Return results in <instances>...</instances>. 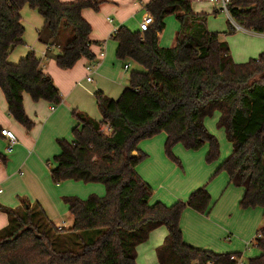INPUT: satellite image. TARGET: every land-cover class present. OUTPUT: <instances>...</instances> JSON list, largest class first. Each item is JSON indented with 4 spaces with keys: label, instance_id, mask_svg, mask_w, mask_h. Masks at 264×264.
<instances>
[{
    "label": "trees",
    "instance_id": "obj_1",
    "mask_svg": "<svg viewBox=\"0 0 264 264\" xmlns=\"http://www.w3.org/2000/svg\"><path fill=\"white\" fill-rule=\"evenodd\" d=\"M106 1L0 0V88L9 114L26 129L34 122L25 110V93L33 101L46 100L55 106L63 102V96L34 51L18 63L9 61L12 50L24 44L22 8L28 4L43 16L53 38L51 45L62 47L57 65L69 69L83 57L95 60L92 26L82 11L99 10ZM145 8L154 17L148 30L121 25L112 35L118 43L117 57L143 70L131 71L128 86L116 99L96 92L101 120L74 110L78 124L72 139L58 140L61 152L50 163L54 183H101L105 194L65 197L74 222L61 230L38 205L1 206L9 224L0 230V264H138V246L161 226L166 227L167 236L157 248L160 264H238L232 257L243 256L195 247L184 240L183 212L190 208L209 214L212 209L206 185L170 206L152 202L153 188L137 167L147 157L140 142L160 133L167 134V156L178 163L173 152L178 144L188 150L207 144V160H217L220 142L205 120L218 112L217 127L225 131L232 151L217 173L224 171L229 184L243 190L242 208L264 209V50L257 58L238 63L229 43L221 38L235 31L230 20L264 33V0H230L226 32L210 31L208 14L196 13L192 0H150ZM170 15L180 27L175 45L163 47L159 33ZM6 161L0 152V162ZM73 240L82 243L80 251L56 246ZM254 246L259 254L249 258L248 264H264V227L258 230Z\"/></svg>",
    "mask_w": 264,
    "mask_h": 264
},
{
    "label": "crops",
    "instance_id": "obj_2",
    "mask_svg": "<svg viewBox=\"0 0 264 264\" xmlns=\"http://www.w3.org/2000/svg\"><path fill=\"white\" fill-rule=\"evenodd\" d=\"M61 1L72 2L76 0ZM149 1L107 0L101 5L99 12L109 11L114 17L107 13L105 21L97 19L90 11L88 12L89 15H87L86 11L91 8H86L82 11L83 17L92 26L90 38L94 43L91 47L96 55L94 62H98L92 74V81L87 80L89 74L87 66L93 61L83 57L72 68H60L57 65V56L61 52L62 47L51 45L53 38L45 40L38 37V30L45 23L43 16L28 4L22 8V22L24 23L25 17L32 22L36 29L25 28L24 44L12 50L9 55V61L18 63L29 52L34 51L41 58L44 71L52 77L55 85L60 90L63 102L56 106L46 100L36 102L32 100L29 94L25 93V110L28 117L34 122V126L28 130L9 114L6 97L0 88V127L13 131L17 137L13 150L8 153L9 140L0 133V152L7 157L5 163L0 162V188L2 189L0 192V230L9 224L8 214L1 206L12 209H24L28 204L30 206L38 205L49 221L57 227L61 226L63 229L71 228L74 222L69 205L64 200L65 197L77 195L83 197L84 194H99V196H103L105 194L106 188L104 190L97 183H85L75 180H67L59 184L54 183L50 172V163H53L54 156L61 152L58 140L72 139V130L78 124L73 111L80 110L96 120H101L102 115L95 96L96 92L102 91L107 96L116 99L129 84L130 74L128 72L136 63L128 61L130 68L128 70L125 69L127 62L117 57L118 43L113 39L112 35L114 29L119 28L121 25H125L132 30H138L140 22L146 12H148L145 5ZM207 1L212 6L213 12H215L217 10L215 4L210 0ZM192 8L196 13L207 12L196 8L193 0ZM172 17L170 15L166 18V28L159 33L160 45L163 47H173L176 42L180 25ZM209 30L212 31L211 29ZM246 31L257 33L250 30ZM223 34L227 35V33ZM257 34L264 36V33ZM57 47L58 49H56ZM102 50L105 51V56L101 58L99 53ZM250 54V50L245 47L239 58L233 53L232 56L239 63L245 61ZM166 139L167 134L160 133L140 142L139 148L147 154V157L139 164L137 171L152 188L154 178H157L158 183L161 182L163 184L164 182L167 184L166 187L160 185L159 188L153 189V192L158 198L155 201H161L170 206L175 203H172V195L163 191L168 190L171 193L172 184L173 187H182L183 191L187 193L191 192V190L194 191L203 184L204 176L200 174L192 179V176L186 174L181 177L179 167L172 164V160L166 154ZM174 151V154L178 156H184L186 159L188 157L191 158L187 152H184L182 146H177ZM227 157L228 155L224 160ZM172 172L177 173L180 177L172 175ZM176 176L180 180V184L175 180ZM226 183L229 184L228 176H225L215 186L216 192L218 189H224ZM215 187H212L211 192H215ZM224 193L225 195L223 196L226 197H221L223 199L222 206L218 208L213 206V208L216 207V210L212 214L209 213V215L205 216L190 208L183 212L181 229L184 240L188 244L219 253L235 252V250L240 249L237 245L232 246L226 242H219V239L228 231L238 232L233 227V223L228 225L230 219L227 220L226 215L230 216V211L237 209L243 190L230 189L227 191L229 194ZM168 197H171L169 202L167 201ZM166 236L167 229L164 226L153 230L149 239L137 248V263L160 264L157 257V248L163 244ZM200 239L209 240L202 244L198 242ZM249 246L250 244L247 245V250L250 249ZM258 254L259 251L257 249L256 253L250 257Z\"/></svg>",
    "mask_w": 264,
    "mask_h": 264
},
{
    "label": "rangeland",
    "instance_id": "obj_3",
    "mask_svg": "<svg viewBox=\"0 0 264 264\" xmlns=\"http://www.w3.org/2000/svg\"><path fill=\"white\" fill-rule=\"evenodd\" d=\"M193 4L196 8L203 10V11H207L205 13L208 14L207 27L209 29H211L212 31H220V32L228 30V22H229L230 18L225 12L219 11L218 13H214L212 6L209 4V2L207 0H193ZM89 11L97 19H103L104 21L106 20L107 13L110 14L112 17H114V15L112 13H110L109 11L99 12L100 9L94 10L91 8V9L86 11L87 15H89L88 14ZM172 16H173L172 18H174L175 21L179 24L176 17L174 15H172ZM174 19H172V20H174ZM230 21L234 25L233 21L232 20H230ZM23 24H24L25 28L34 29V30L36 29V27L32 24V22L25 17H24V23ZM50 34H51L50 30L43 23L42 26L40 27V29L38 30V37L45 39V40H49L48 38H51ZM221 38L223 40H226L229 43V46H230L231 51H232L231 54L233 53V55L237 56L238 58L240 57V54L244 51L245 47H247L250 50V53H251L250 56H247L245 61H241L239 63L247 62L251 58H257L263 52V49H264L263 48L264 47L263 46L264 45V36L257 34V33L248 32L242 28L239 29V28H237V26H236V30L234 32H232L231 34H227V35L222 34ZM56 49H58V47ZM133 70H143V69L138 64H134L132 66V68L129 70L128 74H130L131 71H133ZM218 118H219V113L216 112L213 116L208 117L205 120V124L208 127V129L210 130V132H212L214 135H216V137L218 138V140L220 142V156L217 160H214V161H208L207 160V158H206L207 152H208V145L207 144L199 150H188L185 148L184 145L178 144L174 148H176L177 146H182V149L184 150V152H187L191 156V158L188 157L186 159V157H184V156H178L177 154H174L177 158L179 157L178 159H179L180 163L171 159L172 164L179 167V170H180L179 173L181 174V177L185 176L186 174H188L189 176H192V179L199 176L200 174L204 176V182L201 186L206 185L208 187V189L210 190V193L212 195V199H213L212 205L217 206V208L219 206H222V200L223 199L221 197L223 195H225L224 192L227 193V191H229L230 189L242 190L240 188H237L233 185H229L226 183L224 185V189H222V190L218 189V191L216 192L215 186L222 179H224L225 176H227V174L224 171L217 173V170L219 169L221 162L224 160V158L227 155H229V153L231 152V144L227 139L225 131L222 129H219L217 127ZM174 148H173V152H175ZM172 175H177V173L172 172ZM156 176H159V175H156ZM177 176L180 177V175H177ZM177 176H176L175 180L180 184V180L177 178ZM159 177H161V176H159ZM154 179L155 180H153V182H152L153 183V189L159 188L160 185H164L165 187L167 186V184L164 182H163V184H161V182L158 183L157 178H154ZM172 180H173V178H172ZM97 184H99L98 186H102L105 190V187L103 184H101V183H97ZM212 187H215L214 193L211 192ZM171 191H172L171 193L168 190L163 191V192H165V193L167 192V193L171 194L172 195V203H174L176 201L187 200L189 195L191 194V192L193 190H191V192L187 193L186 191H183L182 187H173V184H172ZM227 194H229V193H227ZM86 195L87 194H84L83 197L79 196V195H77V196L80 198L86 199L92 194H89L87 196ZM224 197H226V196H223V198ZM170 199H171V197H168L167 201L169 202ZM155 200H158V198H156V196L153 192L152 202H154ZM213 206H212V208H213ZM211 210H213V211H210V214L215 212L216 207H214ZM200 214L205 215V216L209 215V214H203V213H200ZM230 214H231L230 216L226 215L227 220L230 219L228 221V225H231L233 223L232 224L233 227L238 232L228 231V233L224 234V236H222L219 239V242L220 241L226 242L227 244H231L232 246L237 245L240 249L235 250V252H241L242 254H244L242 256V258H243L242 260L244 261L243 263L248 264V259L251 258L250 256L254 255V253H256V250H257V248L254 246V240L257 237V232L259 229L264 227V209L261 207L245 209V208H242L240 203L238 202L237 209L230 211ZM97 231H98V229L90 231V232H92V233H90V236H92V234L94 235L95 232H97ZM208 240L209 239H200V240H198V242L205 244L206 242H208ZM164 241H165V239H164ZM248 244H250L249 250L246 249ZM81 245H82L81 242L77 243L75 240L64 241V242L59 243V244L56 243V246L60 249H74L77 251H80L82 249ZM235 252H233V253H235Z\"/></svg>",
    "mask_w": 264,
    "mask_h": 264
},
{
    "label": "built area",
    "instance_id": "obj_4",
    "mask_svg": "<svg viewBox=\"0 0 264 264\" xmlns=\"http://www.w3.org/2000/svg\"><path fill=\"white\" fill-rule=\"evenodd\" d=\"M211 2H213L216 6V9L218 11H222V12H225L229 17H230V14H229V9H228V4H229V1L230 0H210ZM231 18V17H230ZM110 21H112L110 19ZM154 22V17L151 13L149 12H146L145 16L143 17L142 21L140 22V29L141 31H145V30H148L152 24ZM235 23V22H234ZM235 25L241 29L242 27L239 26L238 24L235 23ZM118 30V28H115L113 33H115L116 31ZM100 57H104L105 56V51L102 50L100 53H99ZM96 65H98V62H92V63H89V65L87 66V70L89 71V74L87 76V80L88 81H92V74L94 72V69L96 67ZM130 68V63H126L125 64V69L128 70ZM105 130L106 131H110V127L108 125L105 126ZM1 134L3 136H5L8 140H9V146L7 148V152L10 153L12 150H13V147L14 145L16 144L17 142V137L15 135V133L11 130H8V129H2L1 130ZM2 191V189L0 188V192ZM59 230L62 229L61 226L58 227ZM232 259L236 260L238 264H244L243 262V258L242 257H232Z\"/></svg>",
    "mask_w": 264,
    "mask_h": 264
}]
</instances>
